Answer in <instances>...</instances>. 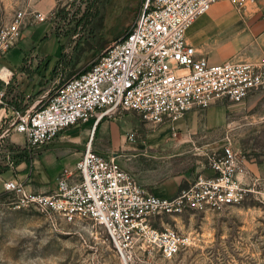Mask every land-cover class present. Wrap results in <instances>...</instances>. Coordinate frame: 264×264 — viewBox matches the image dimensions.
I'll use <instances>...</instances> for the list:
<instances>
[{"label": "built area", "instance_id": "1", "mask_svg": "<svg viewBox=\"0 0 264 264\" xmlns=\"http://www.w3.org/2000/svg\"><path fill=\"white\" fill-rule=\"evenodd\" d=\"M219 3L245 14L257 0H144L125 35L109 44L88 69L26 110L7 106L6 87L15 72L1 66L0 111L6 113L0 124L1 141L16 133L24 137L28 151L38 149L95 117L81 159L74 169L59 175L53 189L35 192L15 179L3 182L4 192L13 196V208L34 209L52 223H94L105 230L123 264H128V252L134 248L171 260L193 245L190 233L167 227L164 217L243 205L253 191L239 179L243 158L230 140L210 158L211 172L199 173L173 197L154 195L116 157L92 147L98 123L121 112H136L142 121L157 126L190 111H205L219 101L241 103L264 90V56L213 64L188 42L191 26ZM48 18L40 11H17L0 27V61L20 42L24 29ZM136 139L135 131L127 133V140ZM13 153L8 152L7 158Z\"/></svg>", "mask_w": 264, "mask_h": 264}, {"label": "rangeland", "instance_id": "2", "mask_svg": "<svg viewBox=\"0 0 264 264\" xmlns=\"http://www.w3.org/2000/svg\"><path fill=\"white\" fill-rule=\"evenodd\" d=\"M26 2L0 0V27L21 11ZM143 2L57 0L53 11L44 13L48 20L24 29L20 42L0 61V67L5 65L15 72L6 87L7 106L26 110L86 70L109 44L130 30ZM259 9L258 0L245 14L238 13L229 3H220L198 18L196 29L202 31V42L213 46L210 61L221 52L230 53L237 60L251 55ZM229 16H233V22L227 26L221 19ZM7 114H11L8 108ZM204 114L205 111L200 112L183 127L174 125L176 130L171 125L154 126L141 121L133 111L113 116L109 120L136 123L141 134L137 141L146 144V150L136 152V157L128 155L122 159L123 168L135 174L141 184L142 179L158 177L161 181L181 179V185L186 186L199 173H206L210 158L218 155L227 142L217 127H205ZM3 120L4 117L0 123ZM118 121L116 125L121 126L123 122ZM161 131L172 133L159 146L158 142L145 140L146 134ZM258 131H251L243 139L236 133L232 136L243 151L252 150L260 157L264 156V128ZM12 147L7 143L0 147V170L13 165L15 155L7 158ZM93 149L110 154L107 149ZM3 192L0 180V195ZM12 201V195L0 196V264H123L102 227L91 222L52 223L34 209H14ZM164 222L181 233H190L193 245L171 260L155 251L134 248L128 252V264H264V183L243 205L222 212L164 217Z\"/></svg>", "mask_w": 264, "mask_h": 264}, {"label": "crops", "instance_id": "3", "mask_svg": "<svg viewBox=\"0 0 264 264\" xmlns=\"http://www.w3.org/2000/svg\"><path fill=\"white\" fill-rule=\"evenodd\" d=\"M258 1L260 3V13L255 20L256 37L252 45V53L246 59L241 58V61H256L258 58L264 56V0ZM56 6L57 0H27L22 9L35 10L48 14L53 11ZM233 16L223 18L221 22L228 26L232 24ZM197 21L198 19L188 30L187 40L191 45L197 48L199 53L206 55L209 59L210 49H213V46L202 42L203 34L202 31L196 29ZM229 59H233L232 56L230 57V53L221 52L219 55L217 54L215 60L210 61L209 59V61L213 64H218ZM20 74L22 75L24 72L21 71ZM200 112L202 111H190L177 121L172 122L166 120L162 124L167 126L171 125L172 129L176 130V126L174 125L183 127L185 123H189L197 118ZM3 116V112L0 111V122ZM204 116H206L204 120L205 127H217L218 130H221L226 142L230 140L234 148L241 153L244 170L239 173V179L244 186L256 192V189L264 183V156L256 157V155L252 153V150L243 151L232 135L236 133L239 139H243L244 136L249 137L251 131H258L264 128V90L253 93L241 103H232L228 100L219 101L205 110ZM111 118H105L98 123L92 139V147L107 149L110 151L109 155L116 157L117 161L123 166L121 163L122 159L126 158L128 155L136 157V152L146 150V144L141 140L137 141L141 134L138 133L139 131L137 130L138 127L136 123L130 120H109ZM116 121H122L123 124L121 126L116 125ZM94 122L95 117L86 122H81L61 132L52 143L29 151L26 149L24 137L20 134L14 133L4 140H0V147L3 146L4 143L11 144L14 151L13 156L15 155L10 170L0 173L2 185L5 180L15 179L25 183L30 190L35 192H47L53 189L56 186L59 175L65 169H74L76 163L81 159L85 147L91 139ZM252 125L256 126L252 128ZM130 131H135L137 134L135 142L127 140V133ZM171 133L172 132L169 133L167 131L148 133L146 134L145 140H147L148 143L151 141L158 142L156 146H159V144H161L160 142L166 141ZM210 172V169L206 171V173ZM133 175L136 177L135 174ZM136 179L138 180L137 177ZM142 181H144L142 183L143 185L139 183L144 188L160 197H173L183 186L181 185V179L178 181L176 178H166L161 181L158 177H152L149 181L143 179ZM191 183L183 187H188Z\"/></svg>", "mask_w": 264, "mask_h": 264}, {"label": "trees", "instance_id": "4", "mask_svg": "<svg viewBox=\"0 0 264 264\" xmlns=\"http://www.w3.org/2000/svg\"><path fill=\"white\" fill-rule=\"evenodd\" d=\"M121 37H122V36L118 37L116 40H118V39L121 38ZM87 69H88V67H87ZM73 77H74V76H73ZM71 78H72V77H71ZM71 78H70V79H71ZM0 89H1V84H0ZM14 106H15V105H14ZM15 108H17V106H15ZM17 109H18V108H17ZM0 158H1V157H0ZM8 170H10V167H9L8 165H6L5 168H3V170H2V169L0 170V173H1V172H6V171H8ZM182 188H184V187L182 186L181 189H182ZM185 188H186V187H185ZM2 195H8V194L5 193V192H3L0 196H2Z\"/></svg>", "mask_w": 264, "mask_h": 264}, {"label": "bare ground", "instance_id": "5", "mask_svg": "<svg viewBox=\"0 0 264 264\" xmlns=\"http://www.w3.org/2000/svg\"><path fill=\"white\" fill-rule=\"evenodd\" d=\"M240 40V39H239ZM237 42H239V41H237ZM240 43V42H239ZM5 72H7L6 70H4ZM8 73V72H7Z\"/></svg>", "mask_w": 264, "mask_h": 264}]
</instances>
